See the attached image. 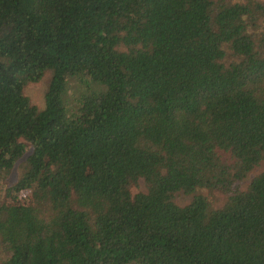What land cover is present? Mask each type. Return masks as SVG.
Segmentation results:
<instances>
[{"label":"trees","instance_id":"1","mask_svg":"<svg viewBox=\"0 0 264 264\" xmlns=\"http://www.w3.org/2000/svg\"><path fill=\"white\" fill-rule=\"evenodd\" d=\"M263 159L264 0H0V264H264Z\"/></svg>","mask_w":264,"mask_h":264},{"label":"rangeland","instance_id":"2","mask_svg":"<svg viewBox=\"0 0 264 264\" xmlns=\"http://www.w3.org/2000/svg\"><path fill=\"white\" fill-rule=\"evenodd\" d=\"M47 87V76H44L40 81L36 82V83H28L25 88H24V93L30 98L31 102L33 104H35L36 106H38L39 108H42L44 105V93ZM77 89L76 90H81V87L76 86ZM71 88L69 86L68 88V92L66 95V98L69 100V102H72V97L73 94L71 92ZM261 166H264V159L261 162ZM16 171L13 170V172L10 174L9 178L7 179L8 182H12L16 179ZM247 181V180H246ZM245 181V182H246ZM144 186L142 184V182L140 181V185L134 189V191H139V190H143ZM30 191H24L22 193H20L18 196H16V199L18 200H25L27 198L30 197ZM204 194L208 197V199L211 201L213 207H218L220 206L224 200L226 199V195H224L223 193H220L218 191H213V192H204ZM189 196H177L176 197V202L180 203V204H184L186 202L189 201Z\"/></svg>","mask_w":264,"mask_h":264}]
</instances>
